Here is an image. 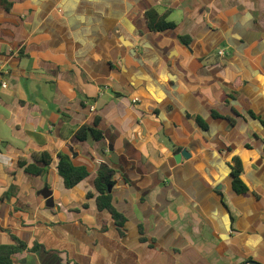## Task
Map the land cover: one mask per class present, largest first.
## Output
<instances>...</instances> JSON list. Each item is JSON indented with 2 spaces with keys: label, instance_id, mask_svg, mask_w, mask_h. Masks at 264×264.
I'll return each instance as SVG.
<instances>
[{
  "label": "crops",
  "instance_id": "crops-1",
  "mask_svg": "<svg viewBox=\"0 0 264 264\" xmlns=\"http://www.w3.org/2000/svg\"><path fill=\"white\" fill-rule=\"evenodd\" d=\"M152 10L175 27L152 30ZM0 63V245H25L14 264H264V0H0ZM83 126L100 138L79 140ZM41 152L44 176L19 167ZM60 154L89 177L67 189ZM101 168L124 236L97 209Z\"/></svg>",
  "mask_w": 264,
  "mask_h": 264
},
{
  "label": "trees",
  "instance_id": "trees-1",
  "mask_svg": "<svg viewBox=\"0 0 264 264\" xmlns=\"http://www.w3.org/2000/svg\"><path fill=\"white\" fill-rule=\"evenodd\" d=\"M10 8H7L9 10ZM150 20V27L155 31H164L167 29H173L175 27L174 23L169 22L167 19L169 13L160 14L156 10H152L148 14ZM182 41L187 44L186 38H182ZM199 119V118H198ZM200 125L206 129L207 126L198 120ZM91 131L96 139L100 138L99 133L90 128L89 126H83L79 129L77 137L79 140L84 141L88 138V132ZM59 161L57 165V171L59 176L63 179L64 185L67 189H72L79 185L81 182L89 177V171L85 166H77L73 163L69 155L60 154L58 156ZM33 163H28L26 159L19 160V167H25L26 173L34 177H42L47 172V167L52 163V157L47 152L33 153L31 155ZM242 164L238 158L233 159L232 166V177H233V189L242 195L249 193V186L246 184L242 177ZM114 173L112 169L101 168L95 180V191L96 196V206L99 211H107L111 218L113 219L120 236H124L126 233L125 224L127 222L125 216L121 214L113 204V196L109 191V186H111V176ZM94 197V193H88L87 199ZM84 207H88L84 204ZM106 221H104L103 229L106 230ZM25 249V245L19 242L18 245H0V264H14L13 257L19 251ZM251 261V259L249 260Z\"/></svg>",
  "mask_w": 264,
  "mask_h": 264
},
{
  "label": "water",
  "instance_id": "water-1",
  "mask_svg": "<svg viewBox=\"0 0 264 264\" xmlns=\"http://www.w3.org/2000/svg\"><path fill=\"white\" fill-rule=\"evenodd\" d=\"M110 154H111V158H112V160L113 161H116V156H115V153H114V151L112 150V148H110ZM188 152L186 151V150H184V151H182L181 153H178V154H176L175 155V159L177 160V161H181L182 160V158H185V157H188ZM109 191L111 192V187L109 186ZM44 196H45V198H50L49 196L50 195H45L44 194ZM51 206H53V204H50ZM245 264H247V263H245ZM248 264H260V263H258V262H255V261H250V262H248Z\"/></svg>",
  "mask_w": 264,
  "mask_h": 264
},
{
  "label": "built area",
  "instance_id": "built-area-1",
  "mask_svg": "<svg viewBox=\"0 0 264 264\" xmlns=\"http://www.w3.org/2000/svg\"><path fill=\"white\" fill-rule=\"evenodd\" d=\"M0 74H9V70H6L4 68V65L2 63H0ZM2 87L3 88H7V84L5 82L2 83ZM138 101V99L134 100V103H136Z\"/></svg>",
  "mask_w": 264,
  "mask_h": 264
},
{
  "label": "rangeland",
  "instance_id": "rangeland-1",
  "mask_svg": "<svg viewBox=\"0 0 264 264\" xmlns=\"http://www.w3.org/2000/svg\"><path fill=\"white\" fill-rule=\"evenodd\" d=\"M0 88H1V75H0Z\"/></svg>",
  "mask_w": 264,
  "mask_h": 264
}]
</instances>
